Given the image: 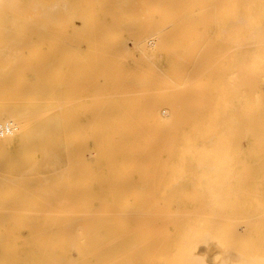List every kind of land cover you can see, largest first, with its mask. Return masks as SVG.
<instances>
[{
    "label": "bare ground",
    "instance_id": "obj_1",
    "mask_svg": "<svg viewBox=\"0 0 264 264\" xmlns=\"http://www.w3.org/2000/svg\"><path fill=\"white\" fill-rule=\"evenodd\" d=\"M204 1L233 5L235 68L223 78L193 71L201 92H220L209 96L213 127L198 135L182 103L186 68L192 47L207 55L201 37L214 19H189V0H0V93L32 89L39 104H59L0 109V148L35 149L33 137H48L36 120L56 110L51 129L63 131L41 145L62 165L55 179L36 171L31 181L15 163L0 173V264H264V0ZM77 20L95 29L85 49L84 36L72 40L84 32ZM25 61L50 65L39 62L31 84L27 62L7 75ZM92 87L96 103L76 107Z\"/></svg>",
    "mask_w": 264,
    "mask_h": 264
},
{
    "label": "rangeland",
    "instance_id": "obj_2",
    "mask_svg": "<svg viewBox=\"0 0 264 264\" xmlns=\"http://www.w3.org/2000/svg\"><path fill=\"white\" fill-rule=\"evenodd\" d=\"M189 4H190V7L188 8V10H190V12H188V14L190 15L189 19L197 21L200 25L202 24V22H205L207 19H214V20H212V22H210L208 24H205L206 27L203 28L204 32H202V37H201L202 40L210 41V42H208V43H210V47L208 49L207 55L206 56H204V54L200 55L199 54L200 53V48H198V47L196 49H194L193 47L191 48L192 50L189 53L188 64H187V68H186L187 75H188L187 76L186 97H185L184 100L182 99L183 101L181 100L182 103L186 107V111L185 112H186V115H187L186 119L188 121L189 128L193 132H197V134L199 135V131L204 130V129H210L211 127H213V122H215V121L209 123L208 114H211V113L214 112V109H210V107L212 105H214L215 102L212 103V101L209 98V96L212 95V94H214L216 96L217 93L220 94V92H218L217 89L215 91V88L214 87H210V84L206 85L207 87H205L204 91L201 92L199 87H196V86L193 85L194 82H195V77H194V75L192 73L196 69H200V70L206 69L207 70V68H208V71L211 73V78H213V77L216 78V75H220L223 78L225 76V74L231 75V73L234 71L235 59H234V52H233V49L231 47V42H230V38H231L230 22L234 18V16L236 15V13L233 10V7H232L233 5L231 3L227 4L226 7H225L224 6L225 4L220 2L217 9H214L215 5H213V3L209 5L204 0H189ZM194 4L197 5V6L196 7L193 6ZM139 6H141V5H139ZM141 7H140V10L144 9L143 6H141ZM195 8H197V10ZM136 9H138V7H136ZM215 10H219V11L217 12L216 16L213 17L212 13L215 12ZM80 17L82 19V15ZM103 24L104 25L101 26L103 28L99 29L100 32H101V33L100 32L99 33L102 34V35H104L105 31H106V33L108 32L107 28L105 27V23H103ZM82 25H83L82 20H77L76 21L75 26H77V29L80 28L82 30V28H83ZM135 25L137 26L139 24H133L132 26L134 28L131 27V26H130V28H128L129 31L131 33H133V34H136L137 32H139V30L141 31V29H140L141 27L137 26L138 27V30H137L136 29L137 27ZM81 26H82V28H81ZM84 27H85V28H83L84 32H83V30L82 31L80 30L81 31L80 33L82 35L78 34L79 31L76 28H74V29H76V31L73 29L75 31V33L77 32L76 34H78L79 38L76 35H74L75 39L72 38V40H74L77 43V41H79L78 39H80V38H82L84 36L85 40L84 39L83 40L85 41V43L83 42L82 47L85 49L87 47V45H88L87 44L88 40L90 39V41H91V40L94 39V36H95L94 33L95 32H93V31L95 29L89 28L88 26H86V24H84ZM87 27H88V29H87ZM203 27H204V25H203ZM103 29H105V30L103 31ZM32 30H34V29H32ZM135 30H137V32ZM192 31H194V30H192ZM85 32H86V36L87 37L85 36ZM87 32H88V34H87ZM97 32H98V30L96 31V33ZM131 33H129L127 36H125L123 38L124 40H127V41L129 40V42H128L129 44L128 45L130 47H132L133 40L138 39V37H136V36H133V35L131 36ZM137 34H139V33H137ZM89 37H91V38H89ZM144 37H146V36H144ZM143 38H141V39H143ZM101 40L106 41V40H108V38H105V36H102ZM131 41H132V43H131ZM78 44H79V42H78ZM219 53H221V55ZM156 56H157V61H159V63L162 64L164 62L163 53L159 52V53H157ZM26 62L27 61H25L24 63L23 62H18L17 65L13 69L12 68L8 69V71L6 72L7 75H10V76L13 75L12 74L13 71H14V73H16L19 68L23 67V65L25 67V63ZM32 62H33V65H31ZM39 62L42 64V61H37V62L36 61H30L29 62L28 61L27 64L30 63L31 66H34L36 68L37 67L36 65H39ZM27 64H26V67H29V70L25 71V72H27L28 75L30 76L28 81L31 84L37 78L36 77V73H37L36 71L40 70L41 68H45L46 64H47V66L50 65V62L49 61H48V63H47V61L44 62L42 64L44 66H41V64H40L41 68L38 66L35 71H33L34 67L32 68V71H30L31 67L29 65L27 66ZM26 69H28V68H26ZM91 77H89V79ZM89 79L86 78L87 81ZM78 80L79 79L76 78V80H75L76 83L74 82L75 85L76 84L78 85V86L76 85V88H80V86H79L80 83L77 82ZM86 80L83 81L81 84L84 83V85L86 84L85 86L88 87L89 84H87V83L89 81L87 82ZM93 80H94L93 78H92V80H90L91 81V85H93V83H94ZM100 82L103 84V87H105L104 86L105 85L104 78L103 79L101 78ZM6 83H8V82L6 81ZM75 85H73V86H74V89L76 90ZM83 86H81V88ZM85 86H84V88H85ZM103 87H102V89H103ZM261 87H262V90H263V96H262V101H261V104H262V103H264V75H263V80L261 81ZM31 88H33L32 85H31ZM81 88H80V90L82 91ZM94 88L93 87L90 88V89L88 88L89 92H86L84 90L86 92V93H84V91H83L84 94H82V92L80 90H78V89H77L78 93L80 92L79 94L75 93L73 91L75 93V95L78 94V95L81 96V94H82L81 97L87 98V99L80 98L81 101H79L78 100V95H76L77 99H75V96H74V100L78 101V102L74 101L75 102L74 103L75 106L77 107L78 103H80V104L83 103L82 105H85L86 102H87V104H90V103H92L90 101H94V104H95L96 101H97V100L95 101L97 96L95 98L94 94H92V93H95V89ZM194 88H196V89L194 90ZM29 90H31V91H29ZM29 90H26V91L25 90L24 91L21 90L22 92L20 90H12V91H9V92L0 93V109H3L5 107H13V108L21 109V110H27V109H30L31 107L38 106L39 102L36 101L37 99L35 100V98L38 97L36 95V92H34V91L32 92V89H29ZM228 90L229 91L227 93V98H226L227 103L224 102L225 104L223 105V106H226L225 108H223L224 111H228V109L232 105V102H234L233 93H232V90L230 89V83H229V89ZM19 91H20V95L18 97H20L21 99L19 98L18 101L19 100L24 101L23 99H24V95H25V101L24 102H20V101L18 102L16 100L17 99V95L16 94H17V92L19 93ZM26 92H27V95L31 94L29 96V99L31 97L30 100L27 99ZM13 93H14V95H13ZM33 93H35V95ZM89 93L92 94V95H89ZM10 94H12V95H10ZM101 94H104V92L103 93L101 92ZM13 96H15V97H13ZM93 96H94V100L91 99ZM222 96H223V94H222ZM41 98H43V97H41ZM14 99H15L16 102H12V101H14ZM1 101H6V102H1ZM33 101H36V102H33ZM38 101H40V100H38ZM99 101H101V99H98V102ZM214 101H215V99H214ZM48 105L49 106H55V105L58 106L59 104H58L57 101L51 102V103L45 101V102L39 104V107L40 108H44V107L46 108V106H48ZM78 106H79V104H78ZM84 107H86V105ZM78 108H80V106ZM58 113H59V110H56V111L51 112L49 115L42 117L41 120L40 119L36 120L37 122L35 124L39 125L43 129V131L45 132V135H48V137L45 138L44 140H42L41 138H39L37 140V139H34V137H33L32 143L33 144H37L35 149L31 145H29L28 148L20 146L19 143H15L14 145H11V146H9L6 149H1L0 148L1 149V151H0V156H1L0 157V159H1L0 160V165L1 164H2V166L4 164L6 165V166L4 165V167L1 166L0 173H4L5 174V172L8 171L9 167H11V165H13V163H15L13 166H15V167L18 166V168H17L18 171H24V170L31 169V170H28L29 177H30L29 180L36 179V177H37V175L35 173L36 171H38V172H40L42 174H45V175H47V176H49V177H51L53 179L56 178V175L51 174V173L55 169L61 170L62 169V165H59V163H56L57 161L56 162L53 161V159L51 157H49L50 156L49 154L47 155L46 151H44V149L42 148L41 145L48 144L47 143V139L49 137H56L57 138L58 137L57 135L62 136L61 134H62L63 131L61 130L60 122H58L60 124V127H59L58 124H57L58 127L56 126L57 127L56 128L57 131H55V130L52 131V129H51V128H54L55 124H56L54 121H52L53 118H54L53 116H55ZM51 117H53V118H51ZM49 119L54 124L53 123L51 124ZM43 120H45V122H43ZM48 125H49V127H46ZM50 125H52L53 127H51ZM40 143H42V144H40ZM89 145H90L89 147L86 146L87 149L86 148H82V149H84V150L86 149V151H87L90 148L89 152L86 153V159H87L88 163H92L93 157H91V154L89 155V153L93 152L94 148H93V144L92 143H89ZM40 146H41V148H40ZM59 146L60 145H58V146L56 145V147H53V149L57 153H60V151L63 150V148L58 149ZM83 146L85 147L84 144H83ZM60 147H63V145L60 146ZM79 147H81V146H79ZM4 151H6V152L4 153ZM76 151H77V149H76ZM79 151L83 152L82 150H80V148H79L78 152ZM65 152H66V150L61 154L64 157H65ZM42 154H44V156H42ZM4 157H6V158H4ZM2 158H3V160H2ZM9 158H10V160H9ZM47 159H48V162H47ZM37 161L40 164H39L38 167L34 168L33 167V163L35 164V163H37ZM30 164H31V167H30ZM51 165H53V166H51ZM46 166H47V168H46ZM27 183H29V182H27ZM259 196H261V198H259L260 201L264 202V187H263V189L260 190V195Z\"/></svg>",
    "mask_w": 264,
    "mask_h": 264
}]
</instances>
